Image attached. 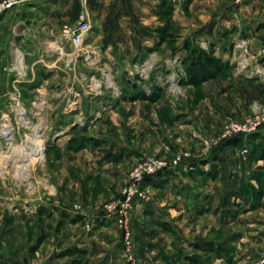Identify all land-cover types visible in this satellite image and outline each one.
<instances>
[{"label":"rangeland","instance_id":"rangeland-1","mask_svg":"<svg viewBox=\"0 0 264 264\" xmlns=\"http://www.w3.org/2000/svg\"><path fill=\"white\" fill-rule=\"evenodd\" d=\"M39 1L0 15V156L36 131L43 148L23 176L0 161V264H68L73 247L91 264H128L106 207L142 159L175 157L154 189L141 184L151 200L131 214L135 264H264V134L221 138L264 108V1L50 0L29 31H12ZM162 1L174 44L155 33ZM82 16L90 31L75 49L61 33ZM186 47L226 68L184 85ZM158 89L155 102L133 98ZM206 243L219 253L196 248Z\"/></svg>","mask_w":264,"mask_h":264},{"label":"built area","instance_id":"built-area-1","mask_svg":"<svg viewBox=\"0 0 264 264\" xmlns=\"http://www.w3.org/2000/svg\"><path fill=\"white\" fill-rule=\"evenodd\" d=\"M33 1L36 0H0V15L15 7L32 3ZM83 2H86V0H83ZM89 31L90 25L88 20L85 16H82L76 24L71 26L65 25L63 27L61 39L70 42V44L76 49L82 46L83 39ZM260 51L264 54V45ZM263 131L264 108H261L254 112L253 116H249L241 122L234 120L228 121L223 127L221 138L232 139L241 135L247 137ZM208 146L209 144L205 143L206 149ZM180 162V157H175L170 162L161 158L142 159L130 172L128 183L122 190L120 198L107 205L106 212L109 215L114 216V219L117 221L116 224L121 230L125 257L128 264L136 263L131 244V214L135 206L140 205L141 203H147L151 200L150 194L141 188V184L147 177L154 176L168 167L178 165Z\"/></svg>","mask_w":264,"mask_h":264},{"label":"trees","instance_id":"trees-1","mask_svg":"<svg viewBox=\"0 0 264 264\" xmlns=\"http://www.w3.org/2000/svg\"><path fill=\"white\" fill-rule=\"evenodd\" d=\"M159 16L163 18V24L155 29L159 44H174L179 36V27L172 18L173 7L168 5L165 1H162L159 5ZM186 56L182 61L183 78L182 82L186 86L199 87L204 82L214 79L219 72H221L226 65L222 61L213 55V52H206L199 48L186 47ZM260 62L264 65V57L260 59ZM160 90L153 92L151 96H145L143 93L135 95L136 99L147 100L155 102L158 99ZM135 100V99H134ZM257 135V134H255ZM241 139L242 136L234 137L229 141ZM156 176H159L156 175ZM154 176L147 177L144 181V185H150L154 182ZM77 221V219H73ZM43 242V238L38 240L37 246ZM198 250L205 252L219 253V248L214 247L211 243L200 246L196 245ZM88 251L84 248L73 247L66 254L67 257H71L72 260L68 264H91L88 258ZM195 262V261H194Z\"/></svg>","mask_w":264,"mask_h":264},{"label":"bare ground","instance_id":"bare-ground-1","mask_svg":"<svg viewBox=\"0 0 264 264\" xmlns=\"http://www.w3.org/2000/svg\"><path fill=\"white\" fill-rule=\"evenodd\" d=\"M17 59L20 56L16 54ZM40 131V129H39ZM36 135L29 139L25 145H14L12 142L8 143L9 156H0V161L7 165L13 172L23 176L25 172L33 167L36 163L43 161V148L40 132H35ZM2 134L5 138H12L8 126H3ZM9 159H11L9 161Z\"/></svg>","mask_w":264,"mask_h":264},{"label":"crops","instance_id":"crops-1","mask_svg":"<svg viewBox=\"0 0 264 264\" xmlns=\"http://www.w3.org/2000/svg\"><path fill=\"white\" fill-rule=\"evenodd\" d=\"M264 1V0H263ZM50 0H42V1H39L37 2L34 6L32 7H28L27 9V12H26V16H21L22 14L20 15H15L12 20H11V24L13 23V26L14 28L12 29V31L15 30H18L19 27H21L22 25L25 26V28L22 29L23 32L26 31H29L30 29L27 28V22L31 21V22H35L40 16L41 14H43L42 12L44 11V8H48L50 7ZM32 10V11H31ZM17 12H20L19 10ZM16 13V12H15ZM49 17V16H48ZM47 20V17H43V20ZM16 33V32H15ZM19 33L17 32L16 33V36L18 37ZM256 66L257 67H261L263 69V73L264 74V65L261 63V62H258L256 61ZM259 134H264V131L261 132V133H258L257 135ZM206 162L204 161H201V163H198L197 165L198 166H203ZM191 168V167H190ZM163 176H156L154 178V182L153 184H150V187L149 189H154L152 186L155 185V183L157 181H160L162 179ZM161 178V179H160ZM157 180V181H156Z\"/></svg>","mask_w":264,"mask_h":264}]
</instances>
